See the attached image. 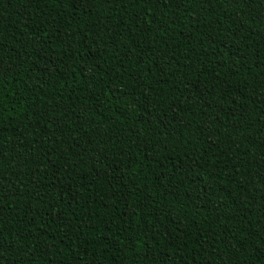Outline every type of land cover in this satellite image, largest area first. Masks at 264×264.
<instances>
[{
    "label": "trees",
    "instance_id": "1",
    "mask_svg": "<svg viewBox=\"0 0 264 264\" xmlns=\"http://www.w3.org/2000/svg\"><path fill=\"white\" fill-rule=\"evenodd\" d=\"M0 264H264V0H0Z\"/></svg>",
    "mask_w": 264,
    "mask_h": 264
}]
</instances>
